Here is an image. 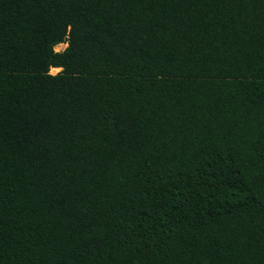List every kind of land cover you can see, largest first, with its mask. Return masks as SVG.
I'll use <instances>...</instances> for the list:
<instances>
[{
    "label": "trees",
    "instance_id": "obj_1",
    "mask_svg": "<svg viewBox=\"0 0 264 264\" xmlns=\"http://www.w3.org/2000/svg\"><path fill=\"white\" fill-rule=\"evenodd\" d=\"M0 264H264V0H0Z\"/></svg>",
    "mask_w": 264,
    "mask_h": 264
},
{
    "label": "rangeland",
    "instance_id": "obj_2",
    "mask_svg": "<svg viewBox=\"0 0 264 264\" xmlns=\"http://www.w3.org/2000/svg\"><path fill=\"white\" fill-rule=\"evenodd\" d=\"M67 47V45L65 44H60V45H58L56 48H55V51L56 52H61V51H63L65 48ZM61 70H53V69H51V71H50V73L51 74H57L58 72H60Z\"/></svg>",
    "mask_w": 264,
    "mask_h": 264
},
{
    "label": "bare ground",
    "instance_id": "obj_3",
    "mask_svg": "<svg viewBox=\"0 0 264 264\" xmlns=\"http://www.w3.org/2000/svg\"><path fill=\"white\" fill-rule=\"evenodd\" d=\"M64 45H65V44H64ZM53 70H57V71H58V70H61V69H59V68H54Z\"/></svg>",
    "mask_w": 264,
    "mask_h": 264
}]
</instances>
